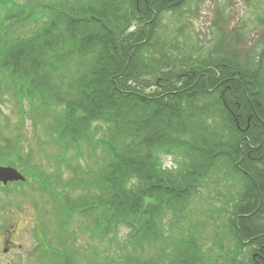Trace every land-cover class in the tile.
Instances as JSON below:
<instances>
[{
	"label": "trees",
	"instance_id": "trees-1",
	"mask_svg": "<svg viewBox=\"0 0 264 264\" xmlns=\"http://www.w3.org/2000/svg\"><path fill=\"white\" fill-rule=\"evenodd\" d=\"M188 1L0 6V89L29 105L32 122L51 119V143L73 175L66 186L32 177L40 192H51L58 233L68 235L67 242L52 237L42 257L49 264H80L75 217L92 219V239L112 235L115 243L129 230L121 254L101 264H218L204 243L210 223H195L202 216L193 206L210 183L223 182L239 187L224 213L223 239L232 248L223 264H264V50L179 61L164 46L152 51L164 15ZM86 147L95 157L102 152L95 170L81 165ZM23 152L12 149L20 159ZM153 248L161 254L151 255Z\"/></svg>",
	"mask_w": 264,
	"mask_h": 264
},
{
	"label": "rangeland",
	"instance_id": "rangeland-1",
	"mask_svg": "<svg viewBox=\"0 0 264 264\" xmlns=\"http://www.w3.org/2000/svg\"><path fill=\"white\" fill-rule=\"evenodd\" d=\"M51 3L68 2L65 0H47ZM28 2L36 0H8V4ZM5 0H0V6ZM7 4V5H8ZM13 7V6H12ZM15 9V8H12ZM5 9L0 10V20L2 21ZM4 13V14H5ZM0 21V23H1ZM27 32L28 28H18L17 32ZM226 40L224 42V39ZM159 46L152 51H160L164 46V51H171L174 61H179L185 56L194 57L196 54L202 58L210 55L217 57L221 55L219 51H236L237 54H245L251 51L250 56H255L259 51L264 50V0H189L183 9L176 14L164 15L162 29L158 36ZM170 57V56H169ZM165 58V57H164ZM178 66V64L176 63ZM4 86V85H3ZM1 90V89H0ZM29 105L25 102L23 107L17 99L12 98L9 90L0 91V157L4 161L15 162L14 166L26 178V184H14L7 189H0V264H49L48 258L43 260V254L49 257L51 248L50 242L66 241L68 235L59 234V225L53 212L56 206L52 200L51 192L44 194L38 189L37 183L32 177L39 174L45 176L46 180L53 185L63 182L66 186L73 178L72 170L62 161L58 160L61 148L52 144V137L49 136L51 119L36 116V122L29 119ZM23 134V141L17 140V135ZM10 142V145L7 143ZM23 146L22 159L14 156L12 149ZM87 148V147H86ZM20 149V148H19ZM93 150L89 147L85 157L81 160L82 167L96 169L99 162L98 157H102V152L98 155L91 154ZM75 154L71 151L69 155ZM10 158V159H8ZM31 158V159H30ZM101 162V159H100ZM166 162L172 166L171 158H166ZM86 169V168H85ZM88 170V169H86ZM60 185L58 190L62 189ZM232 182L221 183L220 186L210 183L200 195V199L194 202L193 208L198 210L202 216L199 221L194 218L195 223H210L208 228V252L215 254L218 264H223L222 257L225 251L232 245L224 236L223 221L226 220L225 210L231 207L229 200L232 194L238 191ZM73 195L77 194L73 192ZM229 204V205H228ZM54 205V206H53ZM57 207V206H56ZM214 210L220 211L221 221L215 220L217 216ZM76 218V219H75ZM74 218L73 226L76 228L75 250L81 251L80 264H101L106 263L108 255H116L118 247L126 241L129 230L122 229L119 232V242L112 243V235L107 239L91 238L87 232L88 227H92V219ZM214 218V220H213ZM42 221L45 227H42ZM82 227V232L78 227ZM178 232V230L176 231ZM11 233V234H10ZM11 236L13 243L20 246L14 249L9 255H5L4 246L1 240ZM204 244V245H205ZM206 246V245H205ZM83 248L87 249L83 253ZM210 252V251H209ZM119 255L121 254L118 251ZM151 255L161 254V250L153 248ZM96 255V259L93 257ZM45 262V263H44ZM94 262V263H93Z\"/></svg>",
	"mask_w": 264,
	"mask_h": 264
},
{
	"label": "water",
	"instance_id": "water-1",
	"mask_svg": "<svg viewBox=\"0 0 264 264\" xmlns=\"http://www.w3.org/2000/svg\"><path fill=\"white\" fill-rule=\"evenodd\" d=\"M25 177L14 168L0 167V183L8 185L12 182H25Z\"/></svg>",
	"mask_w": 264,
	"mask_h": 264
},
{
	"label": "flooded vegetation",
	"instance_id": "flooded-vegetation-1",
	"mask_svg": "<svg viewBox=\"0 0 264 264\" xmlns=\"http://www.w3.org/2000/svg\"><path fill=\"white\" fill-rule=\"evenodd\" d=\"M14 184L15 183L8 184L6 188L11 187V185H14ZM0 189H3L2 184H0ZM1 242H2V245L4 246L3 251L5 252L4 253L5 255H9L14 249L20 246L19 244L13 243L11 236H8V235H7V238L2 239Z\"/></svg>",
	"mask_w": 264,
	"mask_h": 264
}]
</instances>
